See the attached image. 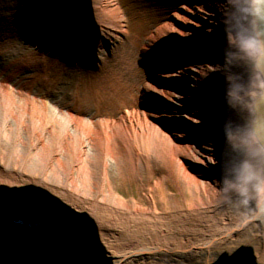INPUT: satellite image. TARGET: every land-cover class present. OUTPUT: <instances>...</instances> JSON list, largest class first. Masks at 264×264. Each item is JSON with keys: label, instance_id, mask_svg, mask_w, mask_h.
Returning a JSON list of instances; mask_svg holds the SVG:
<instances>
[{"label": "bare ground", "instance_id": "1", "mask_svg": "<svg viewBox=\"0 0 264 264\" xmlns=\"http://www.w3.org/2000/svg\"><path fill=\"white\" fill-rule=\"evenodd\" d=\"M96 1L17 0L16 28L36 38L34 49L101 75L126 32L115 30L112 0ZM163 5L166 24L134 45L139 97L116 118L95 120L54 106L50 88L31 94L33 80L48 85V70L3 51L16 36L0 18V61L12 71L0 78V264H264V207L255 182L238 179L245 163L264 173L253 128L264 76L241 47L258 38L252 0ZM97 17L112 25L100 29ZM14 73L30 82L15 88ZM154 157L174 166L192 212L209 214L198 233L161 216L159 182L142 205L115 191L119 176Z\"/></svg>", "mask_w": 264, "mask_h": 264}, {"label": "rangeland", "instance_id": "2", "mask_svg": "<svg viewBox=\"0 0 264 264\" xmlns=\"http://www.w3.org/2000/svg\"><path fill=\"white\" fill-rule=\"evenodd\" d=\"M165 1L167 0H112L113 4L109 5L112 4L111 6L115 7L119 15L118 28L115 30H125L126 34L121 35L122 41L121 44L119 43L116 57L106 56L101 75L100 73L93 74L88 70L84 71V68L81 67L68 66L60 60V57H55L46 51L40 52L30 45H25L21 38L13 40L6 47L3 45V51L9 55H17L26 61H34L40 66H46L49 74L47 80L51 85L43 84L44 82L35 83L33 80L30 91L33 96L39 97L42 93L48 92L50 88L48 93L50 103L59 106L64 111L67 109L78 110L83 112L81 116L88 120L91 118H94L93 120L116 118L121 111L126 109L127 105L134 104L137 96L139 97L141 82L138 83L136 80V85L133 80H142L144 70L135 60L136 49L137 46L139 48L138 42L145 40L152 30L161 24H166L168 10L163 5ZM93 3L97 6L96 0H93ZM16 4L17 0H9L8 3L0 0V14H4L6 19L9 18L11 22L4 17L0 18L3 21V28L6 26L10 30L15 29L18 33L14 25ZM88 4L91 6L90 2ZM91 12L95 14L97 11H93L91 8ZM97 23L100 29H106L112 25L109 20H100V18L97 19ZM15 31L14 34H16ZM136 44L137 46L134 47ZM9 69L10 67H7L5 62L0 61V78L7 76ZM10 80V84L18 89L24 87L25 83L21 81H28L21 73L12 74ZM53 80H56V85ZM153 161L149 167L139 165L135 173L128 171L123 178H119V176L115 180L117 182L115 191L125 200L134 197L142 205L145 202L140 199H145L149 186L153 185L155 181L159 182L160 188L154 192V198L161 216L167 215L169 224L176 230H183L186 225L189 226V234H193L195 230L198 233L197 226L205 221H210L209 214L206 219L201 216L202 214L200 217L192 212L193 208L190 204L193 196L188 194L187 190L184 191L183 182L178 181L172 170L174 166H171L167 159L162 160L154 157ZM0 165L3 166V163ZM105 197L106 193L104 192L101 198L105 199ZM105 201L102 202V208L108 207V203ZM90 202L91 200L86 205H82L83 213L90 210ZM169 202L174 204L170 205ZM98 210L101 211V206ZM191 227L193 231L190 230Z\"/></svg>", "mask_w": 264, "mask_h": 264}, {"label": "clouds", "instance_id": "3", "mask_svg": "<svg viewBox=\"0 0 264 264\" xmlns=\"http://www.w3.org/2000/svg\"><path fill=\"white\" fill-rule=\"evenodd\" d=\"M255 2L260 5L257 14L264 17V0H255ZM241 47L257 63L264 60V40L256 37L242 38ZM238 179L244 185L255 182L260 205L264 207V173L257 172L251 165L245 163ZM242 192L246 194V189H243Z\"/></svg>", "mask_w": 264, "mask_h": 264}, {"label": "water", "instance_id": "4", "mask_svg": "<svg viewBox=\"0 0 264 264\" xmlns=\"http://www.w3.org/2000/svg\"><path fill=\"white\" fill-rule=\"evenodd\" d=\"M260 7L255 0H252L254 30L259 39L264 40V17L257 14ZM258 68L264 76V60L257 63ZM256 120L253 123L255 134L264 147V94L255 104Z\"/></svg>", "mask_w": 264, "mask_h": 264}]
</instances>
